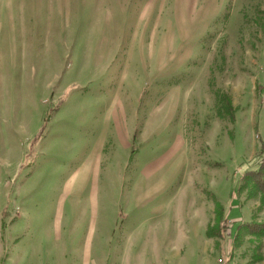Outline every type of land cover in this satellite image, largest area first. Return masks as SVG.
<instances>
[{
    "label": "rangeland",
    "instance_id": "374dc122",
    "mask_svg": "<svg viewBox=\"0 0 264 264\" xmlns=\"http://www.w3.org/2000/svg\"><path fill=\"white\" fill-rule=\"evenodd\" d=\"M263 161L264 0H0V264H264Z\"/></svg>",
    "mask_w": 264,
    "mask_h": 264
},
{
    "label": "trees",
    "instance_id": "16d2710c",
    "mask_svg": "<svg viewBox=\"0 0 264 264\" xmlns=\"http://www.w3.org/2000/svg\"><path fill=\"white\" fill-rule=\"evenodd\" d=\"M244 181L246 185H249L251 183V187L264 191V161L260 164L258 170L247 172ZM250 226L253 227L252 225ZM260 229L264 231V224L260 226Z\"/></svg>",
    "mask_w": 264,
    "mask_h": 264
},
{
    "label": "crops",
    "instance_id": "0c3cea01",
    "mask_svg": "<svg viewBox=\"0 0 264 264\" xmlns=\"http://www.w3.org/2000/svg\"><path fill=\"white\" fill-rule=\"evenodd\" d=\"M45 219H46V216H45Z\"/></svg>",
    "mask_w": 264,
    "mask_h": 264
}]
</instances>
